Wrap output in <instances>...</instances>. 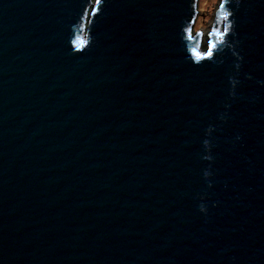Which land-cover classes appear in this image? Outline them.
Here are the masks:
<instances>
[{
    "label": "water",
    "instance_id": "obj_1",
    "mask_svg": "<svg viewBox=\"0 0 264 264\" xmlns=\"http://www.w3.org/2000/svg\"><path fill=\"white\" fill-rule=\"evenodd\" d=\"M0 0V264H264V0Z\"/></svg>",
    "mask_w": 264,
    "mask_h": 264
},
{
    "label": "rangeland",
    "instance_id": "obj_2",
    "mask_svg": "<svg viewBox=\"0 0 264 264\" xmlns=\"http://www.w3.org/2000/svg\"><path fill=\"white\" fill-rule=\"evenodd\" d=\"M222 5V0H198V18L194 29L195 32L203 33V47L209 48V36L215 24L216 14Z\"/></svg>",
    "mask_w": 264,
    "mask_h": 264
}]
</instances>
